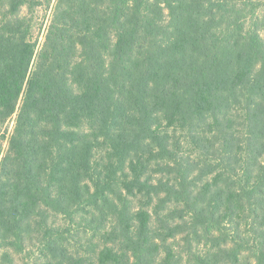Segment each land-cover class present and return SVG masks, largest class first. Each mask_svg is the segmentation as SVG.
<instances>
[{"label":"trees","instance_id":"trees-1","mask_svg":"<svg viewBox=\"0 0 264 264\" xmlns=\"http://www.w3.org/2000/svg\"><path fill=\"white\" fill-rule=\"evenodd\" d=\"M241 2L240 9L234 0H0V122L17 114L0 141L3 263L36 238L48 264H177L182 254L198 257L199 225L210 241L224 211L252 205L254 260L220 248L199 261L264 264V19L249 23L255 12L244 15L251 5ZM241 106L251 156L240 179L225 162L207 179L210 159L183 160L160 136L169 135L163 121L188 126L204 156L218 148L232 156L242 138L221 115ZM209 119L218 134L198 135ZM95 149L108 156L100 172ZM145 154L166 159L158 167L174 162V178L147 176ZM120 171L125 182L116 181ZM120 184L126 191L115 193ZM138 197L147 202L136 210ZM57 216L85 222L92 232L85 256L70 243L81 230L56 227Z\"/></svg>","mask_w":264,"mask_h":264},{"label":"rangeland","instance_id":"rangeland-1","mask_svg":"<svg viewBox=\"0 0 264 264\" xmlns=\"http://www.w3.org/2000/svg\"><path fill=\"white\" fill-rule=\"evenodd\" d=\"M246 3H249L251 5L250 9L247 8V13L244 15H248L249 11L254 10L255 14L250 15L248 21L249 23L255 22L257 18L259 20L264 19V0H253L252 2H248L247 0H243ZM234 3L238 4V7L241 9L243 6H246L245 3H242L241 0H234ZM2 8H0V21L2 19ZM40 13V19L37 18V28L40 27V25L43 22V14L40 11H37V15ZM49 17H47L48 20ZM264 21V20H263ZM257 22V21H256ZM47 26V22L45 23V28ZM264 34V29L262 30ZM43 41V38L40 37V42ZM35 62L36 59L33 61V66L32 68H35ZM244 100L247 99V93H243ZM22 101H19V107H21ZM227 115V116H226ZM221 116H224V118H228L230 120V123H232L230 126L232 128V133L235 132V137L236 138H242V144L239 143V145L234 148V151L232 156L225 157L224 153H221L220 151L222 150L221 148H218L217 152L214 153L216 154L215 156H204V153L199 151L197 148H199L198 145L192 142V140L189 138V131L190 128L180 126V125H175L172 124V126H167L169 122L163 121L159 124L163 129L161 132L164 130H167L169 135L165 133H160L161 137L167 136L170 142V145L175 146L179 152H177L175 149H172L175 152V156L182 157L183 160L188 159L190 157V160H196V161H205L210 159V163L212 167L214 168V173L210 177H207V179L216 178V174L219 173L220 170H223V165L225 163L228 164L231 170H236V173L240 176L244 172V170H247V162L249 163V158L251 156V151L250 148L247 147L246 145V138H247V129L245 127V110L243 109V106L237 107L235 109H229L228 111H225V114H222ZM17 119V114L7 120L6 122L2 123L0 122V141L4 142V145L7 142V139L9 135L12 133L14 125H15V120ZM208 122L209 124H202L198 128H201L203 132L198 131L197 134L204 136L207 135L209 137H213L215 134H218L217 130L215 129V122H213L212 119H209ZM245 127V128H244ZM237 144V143H236ZM221 147V145H220ZM164 156L168 155L167 152L163 153ZM236 156V157H235ZM107 153L104 152V149H95L94 150V163L97 172H100V168L102 163L107 162ZM173 157V155H172ZM227 158V159H224ZM230 158V159H228ZM144 160H146V166L148 167L145 171L147 176H152L153 179H158L163 176L166 178H174V173H172V165L174 162L169 163V161H165L166 163L168 162L170 164V168L167 167H158L157 162L158 160H166V159H154L153 156L149 154H145ZM228 160V161H227ZM187 162V161H186ZM225 162V163H224ZM159 173H156V172ZM123 173L120 171L118 173V178L116 181L118 182H125L124 179H122ZM218 176V175H217ZM217 179L220 181V179L217 177ZM234 181L237 182V179L233 175ZM226 182H221L219 186L225 187ZM229 189L230 187L227 186ZM115 193L121 192L122 190L126 191V188L123 187V185L115 186L114 188ZM127 194L124 192V195ZM147 202L146 199L142 197H138L137 199H133V206L137 210L139 209L143 203ZM172 206L173 203H170ZM251 206V207H250ZM171 207L168 206V209H166L163 213L166 214ZM251 208V209H249ZM253 210H255V206L249 205L248 208H235V210L227 212H223V225L219 227V230H215L213 234L216 236L214 239H211L210 241L206 240V235H205V229L199 225V231L201 234L203 233V239H198V235H196V229L194 231V237L192 239L193 244L195 245V255L198 257H192L189 254L188 256L186 254H182L180 258H178L177 264H191L192 262L195 264H201L199 259L207 255L208 253L211 254L212 256L217 255V251L220 248H227L231 249L234 251H239V259L242 261L246 260H254V256L258 254L257 248L255 247L256 243L254 242L256 237L253 235V232L258 230L259 226H256V216L253 214ZM259 214H262L259 212ZM190 218V217H189ZM176 220H181V217L178 216ZM81 219L80 217L77 218V222L80 223L79 225L73 226V224H70L71 222L66 221L57 216L56 218H52V223L58 227L59 225L64 228V229H71L72 231H78L81 230L80 236L74 234V232H71V235L75 237L74 241H70L71 246H72V251L73 252H79L80 255L85 256L84 252L86 251V244H83V241L87 238H90L92 232L86 228L85 222H80ZM218 227V226H217ZM218 229V228H217ZM204 230V231H203ZM76 233V232H75ZM188 233L191 234L192 236V231H187L183 233L185 236L188 235ZM198 234V232H197ZM67 236V235H66ZM239 236V237H238ZM241 241L236 239L240 238ZM219 238V239H218ZM228 238V239H225ZM176 239H182L181 234L177 235ZM233 241H232V240ZM41 240V237H40ZM77 242V243H76ZM82 246V247H81ZM175 246L177 247L178 252H185L186 247L184 246V242L178 241L175 242ZM256 248V249H255ZM8 251V249H3L0 251V264H8V263H3L1 260L2 254L4 252ZM180 252V253H181ZM45 254L43 246H41L40 242L35 238L30 241L27 245V250L22 253H16L14 251H11V256H12V261H10L11 264H48V260L44 259L42 255ZM192 260V261H191ZM160 264H164L163 261H159Z\"/></svg>","mask_w":264,"mask_h":264}]
</instances>
